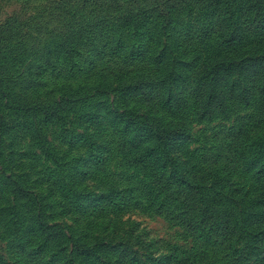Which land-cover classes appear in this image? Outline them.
Here are the masks:
<instances>
[{
    "label": "rangeland",
    "instance_id": "obj_1",
    "mask_svg": "<svg viewBox=\"0 0 264 264\" xmlns=\"http://www.w3.org/2000/svg\"><path fill=\"white\" fill-rule=\"evenodd\" d=\"M108 1L0 0V264H264V68L246 65L264 33L225 34L264 26V0ZM122 6L135 19L107 23L108 40L68 38L66 15L90 25ZM112 40L145 60L101 62ZM127 109L184 132L182 186L134 160L151 133L120 144Z\"/></svg>",
    "mask_w": 264,
    "mask_h": 264
},
{
    "label": "trees",
    "instance_id": "obj_2",
    "mask_svg": "<svg viewBox=\"0 0 264 264\" xmlns=\"http://www.w3.org/2000/svg\"><path fill=\"white\" fill-rule=\"evenodd\" d=\"M241 2H243L244 0H239ZM255 0H247L246 3H249V5H251V2H253ZM109 3L112 2V0L108 1ZM169 2V0H168ZM144 3V2H143ZM164 3L163 0H152V3L148 6V8L152 7L154 4L158 5L156 7H153V12H155L156 10H159V6H162ZM259 4H261V0H259ZM143 5V4H142ZM145 5V3H144ZM144 10H147L146 8H143ZM174 9L172 8L171 11H173ZM149 12V10H148ZM90 15H93L92 13ZM73 18V19H72ZM79 18V16L77 15H72V14H68L66 15V17H64V19L69 20L72 19V23L78 26V27H74L73 25L70 26V30H68V32H66L68 35V38L74 39L76 34H78L76 36V38H83L85 37L88 33L94 32L95 33H100L98 36L101 39V42L105 40H108V37H110L108 34V30L107 29L110 27V22L113 23H120V25L123 24H132L133 20L135 19L133 12H131L129 10V8H125L124 6H122L120 8L119 11H113L112 14L110 15H101V16H96L95 20L96 21L94 24H90V25H85V24H77L76 20ZM63 19V20H64ZM107 23H109V27L108 25H106ZM98 26V29H95V27ZM68 27V26H66ZM75 29H74V28ZM88 27V28H87ZM238 28H236L235 30H233L232 28H228L226 29V35H233L232 33H234L235 31H239L240 33H250V34H261L264 33V26H261V24H251V22H249L248 17L246 16V20L243 22V24L241 25H237ZM81 28L83 30H81ZM4 32H0L1 36H4L3 34ZM75 34V36H73V34ZM211 32H208L207 35H210ZM106 35L108 37H106ZM199 36H204V34H199ZM111 38V37H110ZM1 39V37H0ZM101 42L99 43V45H101ZM6 47V46H4ZM100 48H97L96 53L98 56V59H101V62H103L107 57L105 56L106 54H109L108 57V61L112 62V60L114 61V63H118V64H129V63H133V62H138L140 60H145V51L144 50H129V45L128 44H124L122 42H115L114 40H112V43H106L103 44V46H99ZM0 48H2V44H0ZM3 49V48H2ZM258 56H254V57H250L248 58L249 61H251L252 59H255ZM151 61L156 63H160L161 65H164V61H166L163 57H158L156 55L152 56ZM258 59H260L259 62H257L256 60L253 61L254 63L252 64H246L245 61L243 62V66L249 65L251 68H264V57H259ZM8 60L5 59V57L0 58V95L3 93V79L4 75L7 73L8 71V67L4 65V63H7ZM94 63V62H93ZM246 64V65H245ZM169 65L166 66L165 68L168 69ZM218 72L220 71H227L230 72L232 71V67H228L226 64L222 65V66H218ZM169 72H173L170 68L168 69ZM226 72V73H227ZM173 76V74H171ZM173 79V77H172ZM259 89L262 90V92L264 93V86H259ZM198 95L200 97H202V93L199 91ZM172 102V100H168V101H164L163 103H165L166 105H169ZM203 102V101H202ZM204 103V102H203ZM217 103V99H212L211 103L206 105V114H213L214 110L213 108V104ZM178 107H182V104L178 103L177 104ZM225 106V100L223 101V98L220 100V105L217 106L216 108H220V107H224ZM212 109V110H210ZM210 112V113H209ZM121 121L124 120L126 122H124V131L121 133V140H120V144L123 145H133V141L135 142H140L142 140V136L144 135V132H149L152 134V136H154L157 140L156 144L152 147H148V148H144L142 145H137L136 148L139 147H143L142 150L135 156L134 160L140 163H145L146 162V157L150 156L152 160H155V164L159 165L158 170H157V179H160V181H163L167 171H169L171 175V177L174 176V181L176 182L177 186H182V182H187L186 180H184L182 178V175H184V170L182 169V167L179 165V163L177 162V160H175V158L171 155V145L170 143H172L173 139L176 138H180L182 139V134H184V132L181 130V128L178 129H174L171 128L169 126H165L161 121L159 120H153L150 124L146 125L144 120L142 119L143 116L140 114H136L133 111H128L124 110L121 113V116L118 115L117 116ZM147 117V116H146ZM145 117V118H146ZM147 126V127H146ZM132 129L133 132V136L129 137V130ZM119 130H117L118 132ZM139 133V134H138ZM152 136H150V138H152ZM236 148V146L233 147V149ZM173 171V172H172ZM191 193V192H190ZM38 224L40 226V228L44 231L47 232L50 235H55L56 231L54 229H52V225L43 221L41 218L38 219Z\"/></svg>",
    "mask_w": 264,
    "mask_h": 264
}]
</instances>
